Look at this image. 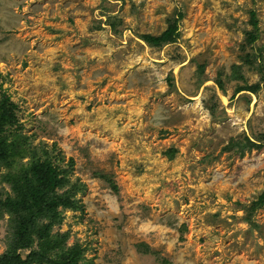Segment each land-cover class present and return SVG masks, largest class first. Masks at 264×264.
<instances>
[{"label":"rangeland","instance_id":"obj_1","mask_svg":"<svg viewBox=\"0 0 264 264\" xmlns=\"http://www.w3.org/2000/svg\"><path fill=\"white\" fill-rule=\"evenodd\" d=\"M175 20V42L142 40ZM3 95L0 201L49 160L75 202L49 258L80 245L85 264H264V0H0ZM19 219L0 209V257ZM28 241L22 258L41 251Z\"/></svg>","mask_w":264,"mask_h":264},{"label":"trees","instance_id":"obj_2","mask_svg":"<svg viewBox=\"0 0 264 264\" xmlns=\"http://www.w3.org/2000/svg\"><path fill=\"white\" fill-rule=\"evenodd\" d=\"M180 17L181 15H179ZM250 24L254 32L248 33L246 39L251 44L258 37V22L253 11L250 12ZM177 31L178 25L175 20L161 35H143L141 38L150 46L160 47L175 42ZM14 108L15 106L8 97L3 95L0 98V165L4 164V161L9 157V148L4 134L11 125L16 123ZM68 185L69 182L63 173L60 174L59 168L49 160L35 161L30 166L29 176L14 182L12 187L15 198H6L4 201H0V209L13 213L15 220L17 217L20 218L15 223L13 231L14 245L18 243L24 249L29 248L30 231L36 230L37 235L42 239L41 251H29L22 258L16 253L13 245V248L0 257V264H85V250L80 245H74L57 259H51L46 254L48 246H51V241H53L49 233L54 222L59 219L57 210L60 207H75V202L71 200V194L69 195L67 190L61 194L58 192ZM263 207L264 191L252 202V209ZM39 222L41 224H38Z\"/></svg>","mask_w":264,"mask_h":264}]
</instances>
